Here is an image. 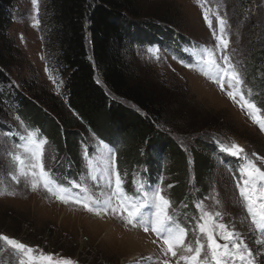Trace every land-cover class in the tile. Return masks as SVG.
Returning a JSON list of instances; mask_svg holds the SVG:
<instances>
[{"label": "trees", "instance_id": "1", "mask_svg": "<svg viewBox=\"0 0 264 264\" xmlns=\"http://www.w3.org/2000/svg\"><path fill=\"white\" fill-rule=\"evenodd\" d=\"M16 2L0 0V122L8 110L24 126L38 130V138L55 150L50 172L70 189L71 181L83 184V154L87 158L92 154L90 138L115 156L116 171L129 195L138 193L136 187L159 188L167 177L172 184L168 199L177 210L173 216L187 230L192 228L200 217L195 203L202 202L199 196H205L210 186V164L219 161L239 173L241 159L224 155L220 144L203 136L182 147V137L174 135L179 128L167 119L178 118L190 128V137L203 133L208 123L192 124L194 115L170 109L172 97L163 83L137 73L128 57L156 48L188 65L201 45L182 35L174 17L152 0H46L41 22L48 65L62 80V98L37 95L31 90L33 82L12 87L11 71L22 59L9 34ZM230 3L239 18L247 16L244 10L256 1ZM241 76L245 97L264 116V49L247 53ZM0 130L10 131L2 123Z\"/></svg>", "mask_w": 264, "mask_h": 264}, {"label": "rangeland", "instance_id": "2", "mask_svg": "<svg viewBox=\"0 0 264 264\" xmlns=\"http://www.w3.org/2000/svg\"><path fill=\"white\" fill-rule=\"evenodd\" d=\"M45 1L38 0L39 13L35 19L40 23L36 27L33 26L35 20L31 0L16 2L9 34L21 52L22 59L11 71L10 78L13 88L19 89L22 85L26 87L33 82L34 86L31 90L35 94L43 93L46 97L54 96L60 99L62 80L48 65L46 33L41 22ZM152 1H154L153 5L167 10L174 17L175 27L182 35L188 36L201 46L215 47L216 44L211 30L204 22L202 7L210 10V18L214 25L215 17L211 15L212 11L219 10L221 15H226L230 25L228 29L230 45L227 51L240 74L247 53L255 49H264V0H255L256 3L243 12L244 14L247 12L248 15L239 18L237 12L231 9L230 0H200L202 7L198 5L197 0ZM155 50L156 48L142 50L140 54L131 52L128 61L137 73L159 84L163 83L172 97L170 109L179 111L183 116L188 113L194 115L192 124L194 120L199 121V124L208 123V128L203 133L190 137L188 131L190 128L186 129L178 118L167 119L179 128V134L174 133V135L178 138L182 137L179 141L181 146L187 147L190 145L189 140L201 136L207 138L206 141L213 145L236 143L245 150L240 157L241 167L247 155L248 159L264 169V131L252 122L246 110L241 109L239 97L236 101L228 97L227 92L232 89L228 88L227 83H224L222 90L221 84L213 83L195 70V67L189 68L176 61L171 54L159 49L158 54H155ZM200 54L198 51L196 56ZM217 56L219 57L220 53H217ZM218 62L222 63V61ZM244 90L243 86L242 91ZM260 115L263 116L261 113ZM4 116L0 123L10 131L0 130V193L14 191L16 195L0 194V234L14 238L38 252L50 254L54 259L69 258L74 264H158L156 258L161 257V253L159 244L152 243L156 239L154 234L145 233L141 229L126 228L122 221L111 214L97 216L85 211L79 205L62 204L42 188L32 191L30 185L23 180L20 184H16L8 174L11 163L5 153L17 151L14 145L20 143L18 134L23 133L24 125L12 111L7 110ZM87 143L92 154L88 158L83 154L85 166L82 182L91 189V195L100 200L107 199L110 182L114 185V176L104 174L98 180L97 187V182L92 181L88 175V160L91 159L94 166L103 169L112 163L110 154L91 138ZM128 151L127 153H132L131 149ZM212 157L215 156L210 155L209 158ZM54 158V147L47 142L43 162L49 171ZM209 167L213 168L209 171L210 186L205 196L198 194L204 209L221 212L223 220L219 222L231 224L234 221L236 230L243 233L245 238L248 237L250 246L254 244L256 238L260 239L261 249L264 251V233L249 232L247 214L241 207L236 188L240 173L238 171L234 173L236 169L222 166L219 161L211 163ZM120 170L123 171V168ZM130 182L131 185L134 184L133 177ZM192 182L191 177L189 184L191 185ZM169 185L172 187L165 177L159 188L151 189H160L168 199L171 194ZM136 190L140 191V188L136 187ZM178 191L179 189L174 190V194L176 195ZM169 211L172 215L177 211L173 203ZM198 213L200 216L199 210ZM195 225L187 230L186 238V242L193 245L201 235L195 229ZM129 237L131 241L127 240ZM204 242L206 244V240ZM219 242L223 243V241ZM0 249H6L2 242ZM11 259L10 252L0 251V264H11Z\"/></svg>", "mask_w": 264, "mask_h": 264}, {"label": "snow or ice", "instance_id": "3", "mask_svg": "<svg viewBox=\"0 0 264 264\" xmlns=\"http://www.w3.org/2000/svg\"><path fill=\"white\" fill-rule=\"evenodd\" d=\"M31 2L35 20L33 26L36 27L40 23L35 19L39 13L38 0ZM197 3L202 7L200 0H197ZM202 15L216 44L215 47L201 46V54L195 57L194 63L186 66L195 67V70L213 83L221 84L222 90L224 83H227L228 88L232 89L227 92L228 97L233 101L239 97L241 109L246 110L252 122L264 131V116L260 115L261 110L256 104L245 97L242 91L245 81L227 51L230 45L227 16L221 15L219 10L212 11L211 15L215 17L214 25L209 9L202 7ZM158 52L156 49L155 54ZM217 53H220L219 57ZM45 71H48L47 67ZM18 139L20 143L14 145L17 151L5 153L11 163L8 174L16 184L23 180L30 185L32 191L42 188L62 204L79 205L97 216L111 214L122 221L126 228L141 229L145 233L154 234L156 239L152 243L159 244L161 253V257L156 258L158 264H173V258L174 264H256V250L249 245L243 233L236 230L235 222H219L223 220L222 213L205 210L201 202L196 205L201 215L195 225L201 235L197 237L195 245L186 242L187 229L170 213L171 201L164 197L160 189H143L141 186L143 190L135 195H129L124 190L120 173L115 170L114 155L110 154L112 163L103 169L94 166L91 159L88 160V175L92 181L97 182V187L98 180L104 174L114 176V185L110 182L107 199L100 200L90 194L91 189L85 184L70 182L71 189H79V193L84 194L81 196L55 180L54 174L46 169L43 162L47 140L38 138V130L25 125L23 133L18 134ZM220 151L237 158L245 153L244 148L236 143L221 144ZM239 173L236 188L241 207L247 214L249 232L264 233V169L245 155V162ZM0 194L16 195L14 191ZM0 242L6 246V249L0 251L10 252L11 264H74L69 258L54 259L52 255L38 252L4 234H0Z\"/></svg>", "mask_w": 264, "mask_h": 264}, {"label": "bare ground", "instance_id": "4", "mask_svg": "<svg viewBox=\"0 0 264 264\" xmlns=\"http://www.w3.org/2000/svg\"><path fill=\"white\" fill-rule=\"evenodd\" d=\"M247 237V236H246ZM248 238V237H247ZM246 238V239H247ZM127 239V238H126ZM127 240H129V241H131L130 240V237L127 239ZM261 241H260V239L258 240L257 238L255 239V242H254V244H252V248L254 249V250H256L255 251V260H256V264H264V251H262V247H261ZM132 245H135V246H137L136 244H132ZM139 246V245H138Z\"/></svg>", "mask_w": 264, "mask_h": 264}]
</instances>
